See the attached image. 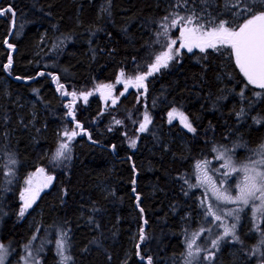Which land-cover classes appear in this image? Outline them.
<instances>
[{
    "label": "trees",
    "instance_id": "obj_1",
    "mask_svg": "<svg viewBox=\"0 0 264 264\" xmlns=\"http://www.w3.org/2000/svg\"><path fill=\"white\" fill-rule=\"evenodd\" d=\"M233 2L241 0H0V9L15 12L0 16V162L19 165L9 191L0 167V240L16 249L14 258L39 221L37 264H60L54 242L62 233L72 264H146L141 256L186 264L202 212L196 166L223 165L222 151L239 163L259 152L264 89L249 84L231 50L220 48L183 51L171 68L148 76L139 101L133 92L106 106L94 92L121 72L146 74L184 25L172 26L173 19L195 12L206 28L222 20L236 27L245 15ZM172 110L195 131L169 123ZM144 113L151 123L139 134ZM68 129L77 133L71 141L63 139ZM63 142L69 168L55 170L49 157ZM234 144L243 149L232 152ZM41 168L54 181L21 216L20 179ZM246 218L234 246L245 261L264 264V245L254 249L264 224L262 235L248 234ZM230 247L224 242L210 264H233Z\"/></svg>",
    "mask_w": 264,
    "mask_h": 264
},
{
    "label": "snow or ice",
    "instance_id": "obj_2",
    "mask_svg": "<svg viewBox=\"0 0 264 264\" xmlns=\"http://www.w3.org/2000/svg\"><path fill=\"white\" fill-rule=\"evenodd\" d=\"M232 7H240L241 12L245 15L243 22L232 27L228 21H220L218 23L208 22V27L206 28L205 23H199V17L196 16L195 12L188 17H178V19H173L171 24L176 26L179 21H184V25L181 27V42L179 47L186 48L188 52H192L193 48H198L200 52H205L207 49L211 48L214 51H219L220 48L226 47L231 49L230 55L235 58V64L239 68L240 72L246 78L249 84L254 85L257 88L264 89V0H241L240 4L233 2ZM6 13H11L14 17L15 12L11 8L0 9V16L5 15ZM241 13H236L240 15ZM166 21L168 17L164 18ZM14 23V20H13ZM167 32L168 25H162ZM176 41L172 40L167 45V51L162 52L160 55H157L155 62L149 65V71L144 75H138L135 77L134 86L144 87V81L147 79V76L152 75L154 72H158L161 68H167L171 60L176 56L180 55L179 48L173 51ZM12 47V45H9ZM11 66V59H9V64L6 67ZM124 73L121 72V76ZM18 78V77H17ZM118 82H120L118 80ZM133 83L130 79L126 83ZM63 88V85L59 86ZM105 88H111V85H104ZM64 95L69 93L64 92ZM75 95V93H72ZM91 95L88 93L83 95V98L87 100V96ZM243 95V93H241ZM256 95H259L257 93ZM175 110L169 113V123H171L174 118ZM69 115H72L70 112ZM181 122L184 124L189 131L194 132L195 129L192 127L191 123L188 122V118L182 113L179 114ZM150 121L148 117H145V123L140 125V130L144 131L146 129L147 123ZM120 123V121H117ZM77 127L81 126L77 124ZM68 140L71 141L76 135V131L65 132ZM239 146V145H238ZM131 147H135V140L131 141ZM69 151V145L67 143H61L59 149L56 151L54 156V161L70 159L66 154ZM258 155L261 156V159L253 161L251 164H241L237 166L231 156H225L224 153L218 155V159L224 160V164L221 167L228 169L224 173L225 176H230L233 172H243L242 180L237 183L236 187L238 189V194L232 195L229 189H222L216 186V182L212 180L211 176L207 175L206 171H202L200 178V184L205 186V192H212V195L216 201H220L224 204H233L238 205L236 208L228 209L227 211L223 209H218L223 212L225 215H233L237 213L234 217L239 219L238 213L243 211L244 207L249 206L252 203L253 213H260L261 216H264V145H261ZM10 163L14 164L16 161L10 158ZM197 169H202L203 166L197 164ZM40 173L44 172V169L41 168L38 170ZM48 182H51L52 177L48 176ZM26 183H31V178H29ZM135 183V181H133ZM226 183L225 180H221L220 184L223 185ZM47 186V185H45ZM30 189H25V192H29ZM22 199H25V209L31 207V203L34 202L35 197L31 200H28L24 194H22ZM139 200V196H137ZM260 201L258 205L253 203L254 201ZM203 203V201H202ZM143 211V209H141ZM24 210H21L20 215L23 216ZM207 214L214 216L215 219L220 220L221 216L216 214L213 206L209 205L207 208ZM236 225L232 224L231 228L225 227L223 236L224 237L232 236L234 239L239 240V237L235 234ZM141 240L144 239L143 236L140 237ZM219 241H213V247L218 246ZM264 243V240L261 241ZM189 252L188 255L191 257L193 255L191 248L192 243L188 244ZM64 243L63 241L58 242V252L63 255ZM197 252L200 251L199 248L196 249ZM6 251L3 249V246L0 245V264H3L4 255ZM209 258V257H206ZM69 259V257H64V260ZM146 259V264H152L150 257L145 258L141 256V260Z\"/></svg>",
    "mask_w": 264,
    "mask_h": 264
},
{
    "label": "rangeland",
    "instance_id": "obj_3",
    "mask_svg": "<svg viewBox=\"0 0 264 264\" xmlns=\"http://www.w3.org/2000/svg\"><path fill=\"white\" fill-rule=\"evenodd\" d=\"M180 33H181V30L179 31L178 36L171 38V40L169 42H171L172 40L176 41V45L173 48L174 52L177 48H179L180 53H182L183 51L188 52L186 48H180L179 47L180 42H181ZM223 48H226V47H223ZM227 49H229V48H227ZM208 50H213V49L209 48L206 51H208ZM165 51H167V49L160 51L157 55H160L162 52H165ZM195 51H199V49L193 48L192 52H195ZM192 52H189V53H192ZM156 56H155V58H156ZM179 56H176L173 60H171L168 64L167 68H161V69L171 68L172 65L177 61ZM234 60H235V58H234ZM154 62H155V59H154ZM130 79L133 81V83L127 84L129 86V89L135 93L138 91V98L141 99V97L142 98L145 97L144 94H146V93L142 92L141 94H139L140 87L134 86L135 77L134 78H128L125 75H123V76L120 75V77L118 79L120 82H116L115 84H109V85H111V88H105V87H103L104 85L98 86V88L96 89L94 94L98 95L106 106L107 105H115L120 101V99L124 95H126L124 93L125 86H126V83ZM147 79H148V76H147ZM143 83L145 86V81ZM129 89H128V94L132 93ZM105 93L109 94L108 99H103ZM110 93H112L111 98H110V96H111ZM83 101H84V103L87 102V100H85L84 98H83ZM27 103H28V105H33V100H30ZM22 106L23 105H20V107H22ZM70 109L72 111L73 110L75 111L76 110V104H72ZM180 113H182L185 116V114L183 112L180 111ZM146 116L148 117V120L150 121L149 123H147L146 127L150 125L151 118L148 114L144 113L143 117H142V121L138 125L139 126L138 131H141L140 125L142 123H145V117ZM172 121H173V124L178 123L180 125V128H182V129L184 128L185 130H188L186 127H184V124L181 122V119H179L178 117L173 118ZM71 131H73V129L72 130L68 129L67 132L70 133ZM63 139L68 140L65 133H64ZM133 140H135V147L134 148L131 147V141H133ZM63 143H67V142H63ZM137 143H138V138L131 139L129 141L130 148L132 150H134L136 148ZM261 143H262L261 145H264V141H262ZM261 145L258 147V150H260ZM242 149H243V147L240 144H234V146H232V148H231V151L234 153H237L238 151H240ZM68 152L70 153L71 151H68ZM221 153H224L226 157L231 156L233 162L237 166H239L241 164H251L253 161L261 159V156L258 155V152H257V153H254L252 157L250 154L244 156L243 159H245V160L247 159V160L244 161L243 163H239L238 160L235 159L233 154H230L227 151H222ZM54 156H55V154H54ZM54 156H50L49 159L51 160L52 165L55 167L54 168L55 170H62L63 165L66 169L69 168V165H68L66 160L54 161V159H53ZM11 159H13V158H11ZM205 164L206 163L202 162L200 165H202L203 168L199 169V170L197 169V171L195 173V177H196L195 183H196V185L200 186V188L202 189L201 196L199 194L202 212L200 213L201 218L199 220L198 230L195 232V234L193 236H190L187 240L186 264H210V260L214 257L216 252L219 251V249L222 247L224 242H228L231 245V247H230V249L232 251L231 252V259H232L233 264H250L249 262L245 261V258L241 256L237 247L234 246V244L239 242V240L234 239L232 236L224 237L223 239H220V237L223 236L225 227L231 228L232 224H235L236 225V227L234 229L235 234H236V236H238L240 238V230H241L242 225L245 223L244 218L246 215H248V218H246V223L249 224L248 234L262 235L264 216H261L260 213H256L254 215L252 203H250L249 206H247V207H244L243 205H239V207H243V211L238 213V216H239L238 220L234 218L237 215V213H233V215L229 216V215H225L223 212L219 211L218 209H223V210L227 211L228 209L238 207V205L224 204L220 201H216L214 199L211 191H208L206 193L205 192V186L201 185L199 182L201 175H202V171H206L207 175L212 177V180L216 182V186L218 188L229 189L232 195L238 194V189H237L236 185H237V183H239L240 180H242L243 172H239V171L233 172V173H231L230 176H225L224 173L226 171H228V169L221 167V165H218V164L212 168L209 167L208 164H206V165ZM18 166H19L18 163H14V164L10 163V157H7L6 160H4L3 158L1 159L0 167H1L2 179H3V182L5 184V190L6 191L7 190L9 191V188H11V186L14 184L15 178L17 177ZM220 169H222L223 172L220 171ZM48 176L52 177L51 182L47 181L46 178ZM29 178H31V183H26V181H28ZM221 180H225L226 183L221 185L220 184ZM53 181H54V177L51 174H47L45 171L43 173H40L39 171L29 173V174L27 173V175H25L24 178L20 179V184H21L20 213H21V210L23 209L24 210L23 216L25 214H27L34 207V205L36 204L40 195L52 185ZM45 185H47V186H45ZM25 189H30V191L25 192ZM22 194H24V196L28 200H31L33 198V196L35 197L34 202L31 203V207H28L25 209V207H24L25 199L21 198ZM202 201H203V203H202ZM253 203L258 205L260 203V201L257 200V201H254ZM209 205H212L214 211H216V214L221 216L220 220H217L214 218V216L207 214V208ZM35 223H36L37 227L35 229V235H34L33 239L30 241V243H27L25 245L20 246L21 253L17 258L13 257V255L16 253V249H12L10 246L4 244L0 240V245H2L3 249L6 251V254L4 255V259H3V264H37L38 263L39 255H37V254H38V252H41V246L36 247V246H34V244H35V239L37 237V231L41 228V223H39V221H35ZM261 238H263L262 240H264V234L261 236ZM214 240L219 241L217 247H213V241ZM60 241H63V243H64L63 255L59 254V252H58V242H60ZM261 241L257 242L256 245H254L255 247H257L254 249L258 250L262 245H264V243H261ZM189 243H192L191 251H192L193 255L191 257L188 255V252H189L188 244ZM54 248L56 250V253L59 256L60 264H72L71 263V257L69 254L68 238H67V235L65 233L58 235V237L56 238V240L54 242ZM197 248L200 249L199 252L196 251ZM64 257H69V259L64 260ZM206 257H209V258H206ZM259 264H262V263L260 262Z\"/></svg>",
    "mask_w": 264,
    "mask_h": 264
},
{
    "label": "flooded vegetation",
    "instance_id": "obj_4",
    "mask_svg": "<svg viewBox=\"0 0 264 264\" xmlns=\"http://www.w3.org/2000/svg\"><path fill=\"white\" fill-rule=\"evenodd\" d=\"M161 70H163V69H160L159 71H161ZM158 71V72H159ZM147 84H148V79H146L145 80V86L144 87H140V92H139V94H141L142 92L143 93H146L147 92V89H148V86H147ZM128 89H129V86L127 85V87L125 86V91H124V93L126 94L125 96H129V94L131 95L133 92H132V90H130L132 93H129L128 94ZM111 94V96H110V98L112 97V93H110ZM136 94L138 95V91L136 92ZM145 95V94H144ZM140 96V95H139ZM136 100L138 101V100H140V98H136ZM179 111V110H178ZM186 116V115H185ZM188 118V117H187ZM188 122H189V119H188ZM190 123V122H189ZM147 128H148V126L146 127V129L145 130H147ZM144 130V131H145ZM144 131H138L139 132V134H142Z\"/></svg>",
    "mask_w": 264,
    "mask_h": 264
},
{
    "label": "water",
    "instance_id": "obj_5",
    "mask_svg": "<svg viewBox=\"0 0 264 264\" xmlns=\"http://www.w3.org/2000/svg\"><path fill=\"white\" fill-rule=\"evenodd\" d=\"M108 98H109V94H108V93H105L103 99H108ZM173 111H174V110H172L171 112H173ZM179 114H180V112L177 111V110H175L174 118H175V117H178V118L180 119ZM172 120H173V119H172Z\"/></svg>",
    "mask_w": 264,
    "mask_h": 264
}]
</instances>
